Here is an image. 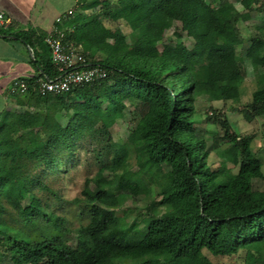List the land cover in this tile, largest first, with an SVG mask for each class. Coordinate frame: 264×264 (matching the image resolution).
Wrapping results in <instances>:
<instances>
[{
    "label": "trees",
    "instance_id": "obj_1",
    "mask_svg": "<svg viewBox=\"0 0 264 264\" xmlns=\"http://www.w3.org/2000/svg\"><path fill=\"white\" fill-rule=\"evenodd\" d=\"M82 1L84 9L99 10L74 13L67 37L107 75L59 94L30 87L0 124V264H212L209 256L239 253L243 264H264V187L251 184H264V173L251 138L233 132L220 115L209 119L224 130L223 148L222 137L214 135L209 146L194 127L199 97L239 96L245 60L264 49V22L249 27L241 55L228 36L241 39L229 0ZM252 3L264 12L263 0ZM116 20L129 33L106 26ZM176 22L178 41L160 49L165 30ZM180 31L193 41L190 48ZM102 33L110 45L99 39ZM46 47L43 69L53 77L57 70ZM253 75L256 88L245 110L260 117L264 69L253 65ZM127 104L135 125L122 142L107 138L97 172L85 179L82 197L72 200L84 203L87 217L73 247L64 217L52 210L61 195L43 179L72 161L79 141L108 132ZM23 157L41 172L26 171ZM130 197L144 201V211L126 207Z\"/></svg>",
    "mask_w": 264,
    "mask_h": 264
},
{
    "label": "rangeland",
    "instance_id": "obj_2",
    "mask_svg": "<svg viewBox=\"0 0 264 264\" xmlns=\"http://www.w3.org/2000/svg\"><path fill=\"white\" fill-rule=\"evenodd\" d=\"M104 3L112 4L117 0H101ZM264 1V0H263ZM243 4V11H236L234 4L237 0H229L227 9L232 15H239L237 26L240 30L241 39H237L232 33H228L229 38L235 44L236 50L241 55L245 54V50L248 47L249 27L255 24L264 22V12L257 11L258 4L252 3V0H239ZM110 6V5H109ZM78 14H81L83 6H79L76 9ZM97 7L89 8L86 10V15H90L95 11H98ZM74 16V15H73ZM72 16V17H73ZM71 17V18H72ZM106 26L111 29L116 27L121 28L125 33H129L130 29L121 20L116 22L106 21ZM180 29V23L176 22L173 26L168 27L165 30L163 40L159 42L158 47L161 49L162 44L172 43L178 41L173 33ZM181 40L190 48L193 45V41L187 37L185 32L180 31ZM99 39L105 43L106 46L112 43V40L107 38L104 33L100 34ZM173 41V42H172ZM83 46V45H82ZM246 65V77L243 80L239 88V96L232 100H222L219 93H214L213 100H208L206 96L199 97L195 101L196 120L194 127L196 133L205 138L207 144L210 146L213 136L217 135L222 137L221 148L225 147L224 144V130L221 128L220 123L213 122L209 119V116H221L227 119L230 123L231 130L240 136L251 138V150L262 162V171L264 173V116L253 117L249 112L245 110L247 103L251 101L252 93L256 88V81L253 75V65H256L258 69H264V49L255 53L251 59L245 60ZM134 109L127 104L124 109V117L118 119L115 124L108 130V132L98 133V140H90L88 137L78 142L74 151V157L71 162L66 166H62L61 170L55 173L46 175L43 179L44 182H49L51 187L61 195L62 201L59 206L55 205L52 208L53 212L60 217H64L65 221L63 227L69 232H64L66 241L71 246L75 247L77 244L76 229L80 225L85 224L87 217L82 212V206L84 203H74L72 200L76 197L81 198V191L86 178L92 177L98 169V158L103 156L102 145L107 142V138L111 137L113 141L122 142L126 139L129 131L135 125V117L133 115ZM70 114L61 118V123L65 124ZM7 114L0 118V124L6 119ZM102 132V130L100 131ZM224 138V139H223ZM102 143H100V140ZM100 153V154H99ZM104 157V156H103ZM210 159L214 158V152L209 155ZM24 162V169L33 173H40V168L35 170L30 169V163L27 157L21 159ZM131 170H135L136 166L134 161H130ZM215 165H218L215 163ZM15 181L20 184L18 178ZM252 187L255 190H261L264 187L263 181L255 179L252 181ZM44 198V196L42 195ZM27 200L23 201V206H26ZM135 207L137 211H144V201L139 199L128 198L126 207ZM123 207V208H126ZM122 209V208H120ZM212 264H243L242 254L233 255L232 257H213L209 256Z\"/></svg>",
    "mask_w": 264,
    "mask_h": 264
},
{
    "label": "crops",
    "instance_id": "obj_3",
    "mask_svg": "<svg viewBox=\"0 0 264 264\" xmlns=\"http://www.w3.org/2000/svg\"><path fill=\"white\" fill-rule=\"evenodd\" d=\"M83 3L82 0H0V11L11 19L9 26L0 27V118L4 113L17 111V99L24 97L9 91L14 80L32 84L38 78L49 77L43 69L48 57L43 38L58 15L69 8H75L74 13L78 14L76 9ZM86 10L82 13L86 14Z\"/></svg>",
    "mask_w": 264,
    "mask_h": 264
},
{
    "label": "built area",
    "instance_id": "obj_4",
    "mask_svg": "<svg viewBox=\"0 0 264 264\" xmlns=\"http://www.w3.org/2000/svg\"><path fill=\"white\" fill-rule=\"evenodd\" d=\"M74 12L75 8H69L58 15L54 25L44 36L57 74L53 77L38 78L32 84L16 79L9 88L13 95L23 96L28 93L30 87L41 93L59 94L106 77L107 72L103 66L92 65L86 61L82 44L67 37L72 29H69L66 23ZM10 24V17L0 11V27Z\"/></svg>",
    "mask_w": 264,
    "mask_h": 264
},
{
    "label": "clouds",
    "instance_id": "obj_5",
    "mask_svg": "<svg viewBox=\"0 0 264 264\" xmlns=\"http://www.w3.org/2000/svg\"><path fill=\"white\" fill-rule=\"evenodd\" d=\"M234 7H235L236 11H243L244 10V6L242 3L239 2V0H237V3L234 4Z\"/></svg>",
    "mask_w": 264,
    "mask_h": 264
}]
</instances>
